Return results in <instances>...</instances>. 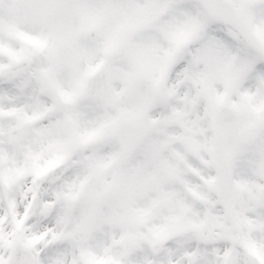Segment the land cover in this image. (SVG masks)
<instances>
[{
	"label": "snow or ice",
	"instance_id": "snow-or-ice-1",
	"mask_svg": "<svg viewBox=\"0 0 264 264\" xmlns=\"http://www.w3.org/2000/svg\"><path fill=\"white\" fill-rule=\"evenodd\" d=\"M0 264H264V0H0Z\"/></svg>",
	"mask_w": 264,
	"mask_h": 264
}]
</instances>
